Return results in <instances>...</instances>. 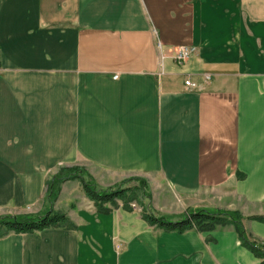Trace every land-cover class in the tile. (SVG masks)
<instances>
[{"label":"crops","instance_id":"obj_1","mask_svg":"<svg viewBox=\"0 0 264 264\" xmlns=\"http://www.w3.org/2000/svg\"><path fill=\"white\" fill-rule=\"evenodd\" d=\"M69 166L144 180L169 222L237 203L264 244V0H0V216L44 212ZM134 204L64 182L68 225L8 233L0 264H261L231 226L165 231Z\"/></svg>","mask_w":264,"mask_h":264},{"label":"trees","instance_id":"obj_2","mask_svg":"<svg viewBox=\"0 0 264 264\" xmlns=\"http://www.w3.org/2000/svg\"><path fill=\"white\" fill-rule=\"evenodd\" d=\"M79 182L85 196L93 203L99 212H107L105 207L117 208L118 202L125 210L130 211V204L134 202L141 208L140 215L150 226H155L165 231L178 233L195 229L199 232L213 231L217 227L231 226L240 242L251 254L264 264V244L257 241L245 232L242 217L238 212H215L199 210L185 216L178 222H169L156 216L150 206V194L144 180L139 178L126 179L113 187L98 186L87 171L80 166L60 167L46 182L44 207L46 210L36 215H5L0 216V238L8 233H32L45 229H53L68 225L64 214L54 212L52 207L58 196L60 186L67 181ZM133 183V184H132ZM264 223L263 217L254 218Z\"/></svg>","mask_w":264,"mask_h":264},{"label":"rangeland","instance_id":"obj_3","mask_svg":"<svg viewBox=\"0 0 264 264\" xmlns=\"http://www.w3.org/2000/svg\"><path fill=\"white\" fill-rule=\"evenodd\" d=\"M178 65V64H177ZM86 170V169H85ZM87 171V170H86ZM90 172V173H89ZM89 172H87L91 177H92V179L94 180V182L98 185V186H108V185H111V184H113L114 182L112 181V179L108 176V175H106V174H100V172H92V171H89ZM93 176H92V175ZM126 180V179H125ZM122 181H124V180H122ZM121 181V182H122ZM120 183V182H119ZM133 184V183H132ZM100 186V187H101ZM113 186H116V185H113ZM113 186H111V187H113ZM147 191H148V194L150 193V191H149V189L147 188ZM45 196V195H44ZM218 196L217 195H212L211 196V198H217ZM229 197V199L231 198L230 196H228ZM44 201V200H43ZM56 201V200H55ZM134 202H136V201H134ZM55 203V202H54ZM135 205V204H134ZM136 206V205H135ZM218 206H221V207H227L228 205H222V204H219ZM137 207V206H136ZM234 208H232V206L229 204V206L227 207V209H230V210H227V211H225V212H234V211H231L232 209H237V210H240V212L242 213V214H246V213H248V211H249V209L248 208H246V207H242V205H239V204H237V203H234V206H233ZM138 208V207H137ZM240 212H238L240 215H241V213Z\"/></svg>","mask_w":264,"mask_h":264},{"label":"built area","instance_id":"obj_4","mask_svg":"<svg viewBox=\"0 0 264 264\" xmlns=\"http://www.w3.org/2000/svg\"><path fill=\"white\" fill-rule=\"evenodd\" d=\"M193 52V49L190 47H175L171 49V56H172V60L178 64L181 65L183 64L188 57L191 55V53ZM185 86L190 88V89H194L195 88V84L191 83L190 81H185L184 82ZM132 209H134L137 212H140L141 209L137 208L135 205H131Z\"/></svg>","mask_w":264,"mask_h":264}]
</instances>
